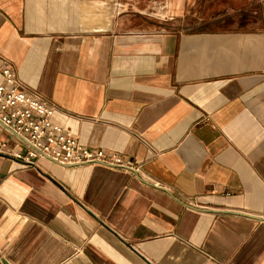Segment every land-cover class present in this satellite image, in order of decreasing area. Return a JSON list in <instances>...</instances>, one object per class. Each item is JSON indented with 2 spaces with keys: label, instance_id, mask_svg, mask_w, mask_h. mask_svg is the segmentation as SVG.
Instances as JSON below:
<instances>
[{
  "label": "crops",
  "instance_id": "obj_1",
  "mask_svg": "<svg viewBox=\"0 0 264 264\" xmlns=\"http://www.w3.org/2000/svg\"><path fill=\"white\" fill-rule=\"evenodd\" d=\"M146 1L0 0V84L9 64L147 178L0 152V264H264V19L168 0L170 26Z\"/></svg>",
  "mask_w": 264,
  "mask_h": 264
},
{
  "label": "built area",
  "instance_id": "obj_2",
  "mask_svg": "<svg viewBox=\"0 0 264 264\" xmlns=\"http://www.w3.org/2000/svg\"><path fill=\"white\" fill-rule=\"evenodd\" d=\"M3 79L0 127L14 142L11 149L2 143L0 152L28 163L46 158L63 166L103 164L143 176L142 168L133 161L102 149L90 150L71 132L53 122L56 106L28 90L9 64L3 69Z\"/></svg>",
  "mask_w": 264,
  "mask_h": 264
},
{
  "label": "rangeland",
  "instance_id": "obj_3",
  "mask_svg": "<svg viewBox=\"0 0 264 264\" xmlns=\"http://www.w3.org/2000/svg\"><path fill=\"white\" fill-rule=\"evenodd\" d=\"M129 1V0H128ZM255 3H251L250 7L248 4L246 7L241 8V16H253L258 19H264V0H252ZM242 4H244V0H241ZM122 5V4H121ZM245 6V5H242ZM145 16H148L154 20L161 22L162 24H170V26H178L176 23H172L175 20L174 14L170 11L168 0H147L145 2V7L142 10ZM232 13H230L231 15ZM233 15V14H232ZM184 14L182 17H176V21H182ZM259 25V23H258ZM257 25V26H258ZM189 29H183L182 31H188Z\"/></svg>",
  "mask_w": 264,
  "mask_h": 264
}]
</instances>
